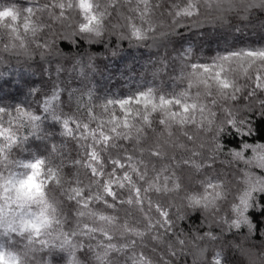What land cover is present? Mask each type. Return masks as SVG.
<instances>
[{
    "label": "snow or ice",
    "instance_id": "obj_1",
    "mask_svg": "<svg viewBox=\"0 0 264 264\" xmlns=\"http://www.w3.org/2000/svg\"><path fill=\"white\" fill-rule=\"evenodd\" d=\"M205 27L256 36L167 54ZM262 129L264 0L0 3V264H264Z\"/></svg>",
    "mask_w": 264,
    "mask_h": 264
},
{
    "label": "trees",
    "instance_id": "obj_2",
    "mask_svg": "<svg viewBox=\"0 0 264 264\" xmlns=\"http://www.w3.org/2000/svg\"><path fill=\"white\" fill-rule=\"evenodd\" d=\"M9 2L19 3L20 0H0V3ZM28 2H31V0H28ZM199 31L202 32V35H199L196 29L180 30L178 35L171 41L167 49V54L171 56L173 49H178L182 44L187 42L194 44L196 51L200 53L202 57L206 58L214 55L219 50H223L227 46L242 45L249 41L250 36H256L255 32L250 33L243 29L240 33H234L231 30H213L209 27H205ZM122 43V49L115 56L109 54L99 63L100 71L96 76V80L101 90L120 89L123 91L124 89L122 86L126 85L127 82L133 78L130 73L139 74L145 61L149 57L157 54V49L149 48L146 45L130 46L127 41H123ZM83 47L88 46L84 45ZM104 47V43L94 45L97 51ZM72 50L75 52L76 48L73 46ZM164 51L165 49L163 47L159 49L161 54H163ZM8 91H14V89L9 88ZM27 91L28 89H25V92ZM24 100V96H19L18 99L9 100L8 103H21ZM256 135L257 137L264 136V129L258 131ZM229 138L231 139V137Z\"/></svg>",
    "mask_w": 264,
    "mask_h": 264
}]
</instances>
